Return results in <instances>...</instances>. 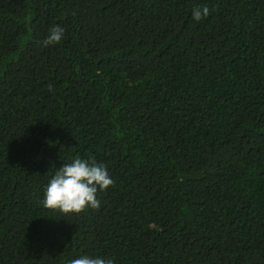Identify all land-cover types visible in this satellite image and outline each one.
Here are the masks:
<instances>
[{"label": "trees", "instance_id": "obj_1", "mask_svg": "<svg viewBox=\"0 0 264 264\" xmlns=\"http://www.w3.org/2000/svg\"><path fill=\"white\" fill-rule=\"evenodd\" d=\"M77 156L114 186L46 208ZM0 240H264V0H0ZM82 255L264 264V241H0V264Z\"/></svg>", "mask_w": 264, "mask_h": 264}, {"label": "clouds", "instance_id": "obj_2", "mask_svg": "<svg viewBox=\"0 0 264 264\" xmlns=\"http://www.w3.org/2000/svg\"><path fill=\"white\" fill-rule=\"evenodd\" d=\"M209 8L197 7L193 10V18L197 21L209 15ZM63 27L56 25L41 43L47 47L59 44L65 37ZM114 186V180L103 163L75 157L70 163L63 164L49 181L43 204L51 210H59L64 214H79L87 209L99 210L101 202L98 193ZM70 264H114L113 259L99 256L82 255L72 259Z\"/></svg>", "mask_w": 264, "mask_h": 264}]
</instances>
